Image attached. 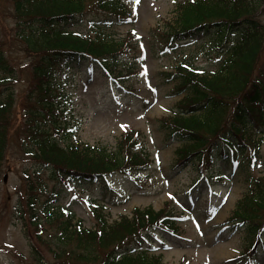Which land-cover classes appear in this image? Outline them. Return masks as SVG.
I'll return each instance as SVG.
<instances>
[{"label": "trees", "instance_id": "16d2710c", "mask_svg": "<svg viewBox=\"0 0 264 264\" xmlns=\"http://www.w3.org/2000/svg\"><path fill=\"white\" fill-rule=\"evenodd\" d=\"M13 3L22 20L20 35L29 50L38 53L39 68L42 63L44 70L67 58L79 61L90 57L121 85L120 79L137 72L138 61L126 60L122 64L130 48H135L132 31L121 38L106 37L105 28L133 19L134 13L128 5L123 7L121 0H13ZM263 3L264 0L184 1L163 29H152L153 37L169 49L197 35L211 34L212 52L224 56L215 71H203L192 63L181 62L174 72H162L164 83L173 84L176 92L186 93L177 107L159 120L165 136L182 143L177 150V166L197 161L200 169L210 167L217 155L227 157L230 152L232 156L239 153L244 159L250 147L254 149L251 158L258 156L263 142L259 131H264V72L258 69L264 49V24L257 14ZM86 11L90 19L97 12L103 13L100 18H93V35L61 28L68 22L78 24L77 17L85 16ZM0 67L9 68L1 53ZM47 133L46 129L41 133L45 138L41 142L39 168L26 173L28 180L40 178L46 168L52 167L61 171V182L68 178L105 181L117 173L131 176L134 169L144 168L152 161L145 147L136 146L134 138L139 131L124 132L114 147L82 143L61 147ZM4 144L0 135V161ZM208 171L211 172L210 168ZM206 175L210 177V173ZM252 191L237 203L231 219L245 225L249 240L245 251L255 260V249L250 243L257 242L264 231V180L260 179ZM31 202H35L34 198ZM32 204L31 210L36 211ZM54 208L50 205L44 212L46 223L55 226L57 235L53 242L43 237L39 240L49 244L54 256L63 257L67 264H161V257L150 258L145 251L136 252L126 243L157 224H169L173 213L169 204L160 211L135 209L131 217L124 215L111 222L101 210L91 227L85 226L69 209L54 211ZM123 245L126 246L120 250ZM34 254L40 260L38 248H34Z\"/></svg>", "mask_w": 264, "mask_h": 264}, {"label": "rangeland", "instance_id": "374dc122", "mask_svg": "<svg viewBox=\"0 0 264 264\" xmlns=\"http://www.w3.org/2000/svg\"><path fill=\"white\" fill-rule=\"evenodd\" d=\"M184 1L188 0H139L138 3L132 0L129 6L136 14L135 22L122 23L112 29L111 32L117 37H122L129 29H133L135 48H130L125 57L138 58L139 65L136 73L123 80L136 93L126 94L121 93L123 90L111 89L110 81L105 75L99 71H85L86 67L83 66L80 73L75 67L71 71L68 69V75L66 73L59 77L71 95V116L82 121L78 131L82 140L114 146L123 132L139 131L134 138L137 140L136 146L148 149L153 163L144 173L134 178L122 173L110 176L107 189H103L99 183L79 182L65 189L57 203L74 211L86 226L96 223L101 210L109 215L111 222L121 215H131L133 209L138 207L167 209L169 203L171 212L176 217L178 233L171 235L157 230L159 233L157 232V240L153 244H147L139 236L137 241L129 242L132 246H139V243L148 248L149 255L161 254L162 264H248L247 256L243 255L246 232L243 225L233 226L235 222L230 218L238 201L251 194L260 179L264 180V143L258 154L260 159L254 164L247 162L243 168L233 167L239 163L229 166L218 156L215 170L225 177H219V181L212 185L204 182L196 190L190 191L192 182L202 173L191 165L176 170V149L180 142L167 141L159 130V120L171 112L176 102L183 99L180 94L173 92L172 85L164 83L162 72L171 71L172 66L184 57L203 71H213L219 65L216 54H208V47H200L202 37L196 43L180 44L177 49H166L165 45L153 37L152 29H163L166 22L175 16L177 6ZM258 14V20L264 24V3ZM88 21L75 28L71 25L69 27L86 32L89 29ZM0 27L3 51L13 63L15 72L19 73V78L16 74L10 76L15 80L13 84L5 81L0 90L5 95L12 94L18 106L21 99V105L25 109L26 91L37 80L32 70V57L24 52V44L16 33L11 0H0ZM152 43L156 46H152ZM258 69L264 72V50ZM33 100L35 102L34 98ZM18 106L11 108L8 145L1 172L2 177H7L0 187V213L10 215L0 218V264H67V260L54 256L49 250V244L42 241L38 243L43 257L41 262L35 259L30 249L25 253L28 242L25 241L21 227L15 225V204L18 198L23 199L25 196L20 173L30 165L26 154H22L20 140L26 125ZM251 152L252 149L250 152L248 149L247 156ZM49 184L53 186V183ZM5 228L8 229L7 237L3 233ZM153 229L144 231L142 236L147 237L148 234L153 237L156 233ZM56 235L55 226L47 225L44 238L53 242ZM159 235L165 238L164 242ZM263 248L262 245L255 264H264Z\"/></svg>", "mask_w": 264, "mask_h": 264}, {"label": "snow or ice", "instance_id": "6c2138e0", "mask_svg": "<svg viewBox=\"0 0 264 264\" xmlns=\"http://www.w3.org/2000/svg\"><path fill=\"white\" fill-rule=\"evenodd\" d=\"M136 2L138 3V2H139V0H136Z\"/></svg>", "mask_w": 264, "mask_h": 264}]
</instances>
